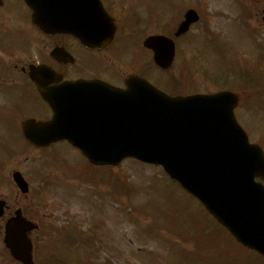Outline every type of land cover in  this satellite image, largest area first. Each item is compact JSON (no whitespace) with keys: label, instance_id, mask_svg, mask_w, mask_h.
I'll return each instance as SVG.
<instances>
[{"label":"rangeland","instance_id":"374dc122","mask_svg":"<svg viewBox=\"0 0 264 264\" xmlns=\"http://www.w3.org/2000/svg\"><path fill=\"white\" fill-rule=\"evenodd\" d=\"M170 2L163 9L162 0L159 22L146 19L138 27L155 32L165 26L170 35L187 9L198 11L200 20L176 39L173 67L162 71L153 64L151 52L141 46L135 50L136 36L121 33L123 22L118 37L124 43L114 45L113 60L127 67L126 74L141 73L171 93L238 92L237 116L250 139L264 147V0ZM16 7L15 19L18 15L21 25H27L19 14L24 9L21 0ZM133 18L124 22L131 24ZM13 36L14 51L25 49L37 60L48 56L55 39L31 31L26 44L22 29ZM132 40L131 48H121ZM0 54L8 63L0 69V197L18 190L12 171L20 169L30 190L27 196L21 193L19 205L38 225L31 235L36 264H202L199 260L221 256L237 264H264L252 252L232 254L234 245L222 244L226 231L160 165L128 158L117 166L92 168L65 140L46 148H21L25 142L14 114L25 118L43 109V103L26 96L36 91L29 77L13 67L17 57L7 48Z\"/></svg>","mask_w":264,"mask_h":264},{"label":"water","instance_id":"95a60500","mask_svg":"<svg viewBox=\"0 0 264 264\" xmlns=\"http://www.w3.org/2000/svg\"><path fill=\"white\" fill-rule=\"evenodd\" d=\"M33 20L48 32H70L88 45H106L115 25L100 0H26ZM198 19L186 14L179 32ZM145 44L168 67L174 42L151 36ZM56 52V51H55ZM54 52V53H55ZM43 97L53 109L49 121L29 118L24 134L38 145L67 139L96 164H119L126 157L162 164L166 172L200 199L242 243L264 254V150L251 143L234 109L231 90L171 96L132 76L126 88L100 80L64 81L44 66H31ZM60 78V76H59ZM26 191L27 181L14 175ZM18 220L7 228L13 254L31 264L29 242Z\"/></svg>","mask_w":264,"mask_h":264},{"label":"flooded vegetation","instance_id":"af4514ba","mask_svg":"<svg viewBox=\"0 0 264 264\" xmlns=\"http://www.w3.org/2000/svg\"><path fill=\"white\" fill-rule=\"evenodd\" d=\"M21 2L24 9L23 11L20 10L21 13L19 12V14L24 18V22H26L27 25H21V20L18 15V20L15 19V11L18 10V8L16 7L17 0H0V49L7 48L8 50H10L15 55V57H17L16 60L18 61L14 63L13 67L15 69L19 68L20 73L28 77L30 72V65L46 64L62 75V77L56 82H60L61 80L65 79L87 78L102 79L117 86H124L126 84L127 79L132 74H138L141 76H143V74L138 72H129L128 74H126L127 72L125 73V71L127 70V67L123 64H117L116 61L113 60V58L115 59L116 54V51L112 50L114 45H121L124 43V41L120 40V38L118 37V33L120 32L118 23L123 22L125 30L121 33H127L129 31V33L134 34L136 36L134 37L136 38L134 49H141L142 47L141 50L147 53L151 52L153 54L152 49L144 45V39L149 35L163 33V27L159 28V30L155 32L151 31V29H149L148 31H144L143 29L138 27L139 24L143 23L146 19L157 22L160 21V12H163L164 9V3L163 9H161L162 0H102L106 11L114 18V21L116 23L118 22V31L116 33V38L108 46L101 48L88 47L81 43L78 38H75L67 33L53 34L44 32L41 28L32 23L31 14L29 12L30 9L26 6L23 0H21ZM129 16L134 17L131 20V24L129 21H127V23L124 22L125 17L127 18ZM21 29L24 31L26 44L29 43V33L31 31H39L40 33H43L46 36L55 37V39L51 40L50 49H45L46 51H48V56L44 58L42 57L41 60H37L33 59L31 53H27L25 49L22 50L23 53L15 52L14 49L16 48H14L13 46V35L16 33L19 34ZM133 40L128 42L125 46L121 48H131V45L134 44ZM55 47L62 48L61 51L63 50V48L66 49L67 52H69V54L71 55V57L67 56L64 52H61L62 54L57 58L53 57L51 51ZM107 48L109 49V51L106 52L107 54L103 53L102 51ZM82 50L87 51L90 54H83L81 53ZM24 58L28 59L29 61H26ZM94 60L97 61L96 65L93 64ZM124 60L126 62H129L126 59ZM0 61L2 62V65L5 68L8 67V63L5 59H2L1 57ZM109 71L114 72L116 76L110 74ZM29 82L33 86V90H36L37 85L34 81L31 80L30 77ZM157 86H159V84H157ZM33 103H43V109L40 106V111L32 112L34 115L32 113H27L30 115L26 117H35L37 120H47L50 118V116L52 115L51 108L49 104L45 100H43L42 97L37 102L36 100H34ZM38 112H43V114H38ZM14 116L16 119L18 115L14 114ZM28 144L33 145V143H31L30 141L28 142ZM16 169L17 168H13V171ZM21 193L22 192L18 189L14 192L12 196H9L8 194L5 195L6 197H0V201H4V212L2 215H0V264H25L12 255L11 250L7 247L5 242L6 226L8 225V223L13 222V219L16 214H19V216L22 215L27 220L32 221L28 217V213H24L22 207L19 205ZM22 194L27 196L28 193L23 192ZM37 228L38 225H36V228L34 229L30 228L27 232L32 243V258L34 259V264H36V260L34 257L35 242L33 241L31 235L33 231H36ZM231 240L234 242V239L231 238ZM199 261L202 264H237V260H231L228 258L223 259L222 256L219 258H204Z\"/></svg>","mask_w":264,"mask_h":264}]
</instances>
